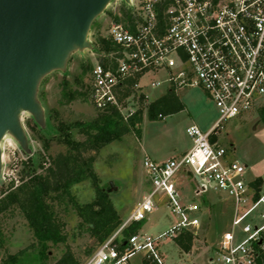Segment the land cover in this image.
Instances as JSON below:
<instances>
[{"label":"built area","instance_id":"obj_1","mask_svg":"<svg viewBox=\"0 0 264 264\" xmlns=\"http://www.w3.org/2000/svg\"><path fill=\"white\" fill-rule=\"evenodd\" d=\"M127 5L132 19H113L102 34L115 49L92 64L90 98L95 108L115 107L128 120L138 110L136 91L149 98L147 87L167 83L175 92L201 88L219 117L208 130L196 123L186 128L192 144L182 155L162 161L145 156L149 190L83 264H135L138 255L140 264H167L163 243L187 231L198 234V220L191 215L200 205L182 200L181 174L193 181L195 196L213 186L234 200L231 229L222 236L217 259L264 264V191L256 196L245 180L247 166L230 160L220 140L223 123L244 112L255 110L264 121V0H130ZM158 73L164 78L153 77ZM161 196L173 223L156 235L139 230L124 237L131 223L145 221L159 208Z\"/></svg>","mask_w":264,"mask_h":264},{"label":"rangeland","instance_id":"obj_2","mask_svg":"<svg viewBox=\"0 0 264 264\" xmlns=\"http://www.w3.org/2000/svg\"><path fill=\"white\" fill-rule=\"evenodd\" d=\"M124 2L112 0L94 20L93 29L91 26L89 32L91 49L71 53L65 70H54L41 80L38 98L44 108L45 124L37 123L28 111L21 114L28 137L27 150L21 147L11 133L4 136L1 141L3 166L0 173V189L6 191L11 181L16 185L21 183L23 161L32 159L36 165L38 161H48L50 155L67 150V143L54 136L57 132L54 133L53 126L57 125L59 120L72 124L96 116L98 110L90 98L91 70L88 64H94L103 55L94 49L93 41L98 31L101 34L107 33L113 21L110 13L117 14ZM153 77L163 79L164 74L158 73ZM81 79L86 85L82 89L86 91L87 98L72 99L70 90L81 89L79 83ZM65 81L68 88H65ZM168 88L167 83L157 88L147 87L145 92L149 98L145 94L139 96V91H136L134 98L136 107L143 111L140 132L129 131L121 139L104 146L97 154L94 170L99 176L100 185L108 190L123 220L130 215L144 194L145 189L140 183L147 177L143 165L145 156L149 154L160 161L177 154L192 144L186 132L190 124L196 123L203 130H208L219 117V110L214 102L201 88L195 87L183 88L176 92L184 104L183 109L167 114L164 118L149 119L147 115L149 104L165 94ZM220 132V140L227 147L229 159L247 166L246 182L251 183L260 177L264 180V121L259 118L258 112L250 110L225 121ZM69 137L76 141L84 138L78 133L77 128L71 131ZM45 140L48 142V150L43 145ZM72 193L82 203L92 201L95 198L92 180L86 179L75 184ZM220 193L223 194V203L208 209L200 197H193L192 191H189L188 199L200 205V210L191 215L199 224L198 234L196 236L192 234L194 252L186 254L184 250L181 251L174 241L179 240L180 236L168 239L162 244L167 264H225L217 259L219 255L217 242L225 231L231 229L228 215L233 212L234 200L221 191L212 190L209 195L216 198ZM57 210L66 222L67 241L59 244L50 243L49 257L44 261L37 258L38 246L32 247L28 253L21 256L17 264H55L68 249L82 264L92 256L99 244L87 231L79 228L81 219L77 211L69 204L67 206L62 204ZM171 223L172 216L163 202L159 209L152 212L144 221L142 232L156 235L167 229ZM237 236L242 239L243 233L238 230ZM32 243L36 244V238L19 209L7 210L0 214V264H5L10 255L19 253ZM139 258V255L136 256L135 261H139ZM211 258H214V261H211Z\"/></svg>","mask_w":264,"mask_h":264},{"label":"trees","instance_id":"obj_3","mask_svg":"<svg viewBox=\"0 0 264 264\" xmlns=\"http://www.w3.org/2000/svg\"><path fill=\"white\" fill-rule=\"evenodd\" d=\"M119 11L121 16L110 13L113 19L124 22L132 19L131 8L126 2ZM93 47L103 56L115 49L114 43L99 31L96 33ZM88 65L91 70L92 64ZM135 82L134 79L130 81L131 84ZM79 83L81 89H68L72 99L87 98L86 91L82 89L86 87L85 83L82 79ZM67 86L68 83L65 81V88ZM129 93L130 89H127L125 95ZM183 108L184 104L179 100L174 89H170L149 104L147 115L149 119L154 120L164 118L165 115ZM142 121V109H138L128 120H124L118 109L111 107L106 111L98 110L96 116L90 120H79L72 124L59 120L58 124L53 126L54 133L57 132L54 136L67 143V150L50 155L48 161H36V165L32 159L23 161L21 183L16 185L14 181H11L6 191L0 189V214L7 210L19 209L36 238V244L32 243L30 247L15 255H10L5 264L19 263L21 256L36 246H38L37 258L44 261L49 257L50 243L59 244L67 241L66 222L57 210L62 204L72 205L81 219L79 228L87 231L99 245L115 232L123 222V218L114 206L108 190L100 185L99 176L94 170V163L98 152L104 146L121 139L131 130L140 132ZM74 128H77L78 133L84 136L83 140L70 139L69 135ZM43 145L45 149H49L46 140ZM86 179L92 180L95 187V198L82 203L72 193V187ZM262 182L263 179L260 177L252 183L256 196L261 191ZM143 223L144 221L131 223L124 230L123 236L128 237L138 232ZM192 242V233H185L180 240L182 249L188 252ZM55 264L82 263L68 249Z\"/></svg>","mask_w":264,"mask_h":264},{"label":"water","instance_id":"obj_4","mask_svg":"<svg viewBox=\"0 0 264 264\" xmlns=\"http://www.w3.org/2000/svg\"><path fill=\"white\" fill-rule=\"evenodd\" d=\"M111 1L0 0V173L2 139L11 133L27 150L21 114L28 111L45 124L41 80L65 70L71 53L92 48V23Z\"/></svg>","mask_w":264,"mask_h":264},{"label":"crops","instance_id":"obj_5","mask_svg":"<svg viewBox=\"0 0 264 264\" xmlns=\"http://www.w3.org/2000/svg\"><path fill=\"white\" fill-rule=\"evenodd\" d=\"M168 91V90H167ZM166 91V92H167ZM213 125V124H212ZM211 125V126H212ZM210 126V127H211ZM209 127V128H210ZM191 145V144H190ZM190 145L187 147V148H185V149H182L180 152H178L177 154H175V155H171L170 157H177V156H180V155H182L183 153H185L189 148H190ZM146 156H150L149 154H147ZM151 157V156H150ZM169 157V158H170ZM152 158V157H151ZM154 159V158H153ZM166 159H168V158H166ZM166 159H160V161H162V160H166ZM155 160V159H154ZM263 179V178H262ZM254 182V181H253ZM253 182H251V185H252V183ZM143 186L144 187V193L146 192V191H148L149 190V188H150V181L148 180V178L146 177V179H145V181L143 182V183H140V186ZM179 186H180V189H181V191H182V195H183V198H182V200L185 202V203H190V202H193V201H190V199H188V195H189V191L191 192L192 191V194H193V197H200L201 199H202V201H203V205H205L206 207H208V209L209 208H211V207H214L215 205H221L222 203H223V194H219V195H217L216 196V198H212L211 197V195H209V192L210 191H212V190H216V189H214L213 188V186L209 189V191L207 192V193H204L203 195H201V196H195L194 195V192H193V187H194V183H193V181L191 180V178L188 176V175H186V174H181V176H180V178H179ZM263 186H264V180H263V182H262V185H261V191L263 190L264 191V188H263ZM216 191H218V190H216ZM144 195V194H143ZM193 200H194V198H193ZM165 203V206H166V198L164 197V196H161V202H160V204H162V203ZM159 204V205H160ZM159 209V208H158ZM227 215V214H226ZM229 218H230V222L232 221V217H233V212H231L229 215ZM173 221H174V219H173V217H172V223H173ZM204 221H205V223H207L206 222V219H204ZM171 223V224H172ZM170 224V225H171ZM169 225V226H170ZM202 228H203V225H202ZM140 230H142V228L140 229ZM160 232V231H159ZM226 232V231H225ZM185 233H191V232H189V231H187V232H184V233H182L181 235H180V238H178L179 240H174V241H176L177 242V246L181 249V251L183 252V249H182V246H181V244H180V240H182V238H183V236H184V234ZM224 234V233H223ZM223 234H222V236H223ZM222 236L219 238V241L217 242L218 243V246H219V243H220V241H221V239H222ZM179 237V236H178ZM166 243V242H165ZM192 244H193V242H192ZM161 250H162V245H161ZM163 252V251H162ZM194 252V247H193V245H191V248H190V250L187 252V251H185L184 250V253H186V254H190V253H193ZM197 252H199V251H197ZM212 259L213 258H211V261H212ZM135 264H140V258H139V261H135Z\"/></svg>","mask_w":264,"mask_h":264}]
</instances>
